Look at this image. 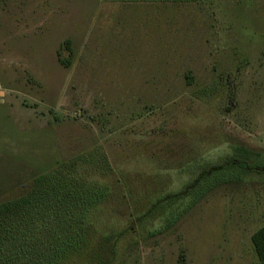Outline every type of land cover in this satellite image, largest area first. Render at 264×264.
I'll use <instances>...</instances> for the list:
<instances>
[{
    "label": "rangeland",
    "instance_id": "374dc122",
    "mask_svg": "<svg viewBox=\"0 0 264 264\" xmlns=\"http://www.w3.org/2000/svg\"><path fill=\"white\" fill-rule=\"evenodd\" d=\"M78 159L121 264H262L264 0H0V202Z\"/></svg>",
    "mask_w": 264,
    "mask_h": 264
},
{
    "label": "trees",
    "instance_id": "16d2710c",
    "mask_svg": "<svg viewBox=\"0 0 264 264\" xmlns=\"http://www.w3.org/2000/svg\"><path fill=\"white\" fill-rule=\"evenodd\" d=\"M245 153L252 159V153ZM234 165L250 168L247 163ZM226 169L215 166L211 172ZM89 172L87 161L78 159L37 177L21 196L0 202V264H121L130 246L144 238L137 235L139 225L151 211H131L126 228L99 226L94 218L111 190L91 172L88 177ZM252 243L264 264V226L253 234Z\"/></svg>",
    "mask_w": 264,
    "mask_h": 264
}]
</instances>
